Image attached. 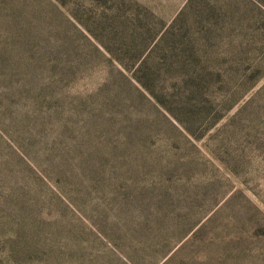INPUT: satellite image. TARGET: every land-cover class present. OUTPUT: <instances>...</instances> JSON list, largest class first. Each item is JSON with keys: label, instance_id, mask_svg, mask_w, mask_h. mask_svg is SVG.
<instances>
[{"label": "rangeland", "instance_id": "rangeland-1", "mask_svg": "<svg viewBox=\"0 0 264 264\" xmlns=\"http://www.w3.org/2000/svg\"><path fill=\"white\" fill-rule=\"evenodd\" d=\"M0 264H264V0H0Z\"/></svg>", "mask_w": 264, "mask_h": 264}]
</instances>
